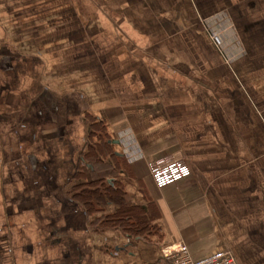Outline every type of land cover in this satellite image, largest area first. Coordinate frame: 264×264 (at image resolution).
I'll list each match as a JSON object with an SVG mask.
<instances>
[{
  "label": "crops",
  "instance_id": "obj_1",
  "mask_svg": "<svg viewBox=\"0 0 264 264\" xmlns=\"http://www.w3.org/2000/svg\"><path fill=\"white\" fill-rule=\"evenodd\" d=\"M94 122L144 237L71 196ZM171 163L191 178L157 188ZM178 244L264 264V0H0V264H156Z\"/></svg>",
  "mask_w": 264,
  "mask_h": 264
},
{
  "label": "trees",
  "instance_id": "obj_2",
  "mask_svg": "<svg viewBox=\"0 0 264 264\" xmlns=\"http://www.w3.org/2000/svg\"><path fill=\"white\" fill-rule=\"evenodd\" d=\"M92 128L93 132L89 137L87 152L83 153V158L94 170L96 165L100 167L105 165L104 156L108 155V145L105 144L107 137L103 124L94 122ZM96 136H98L97 141L94 140ZM71 196L83 205L88 214H96L97 206L102 203L118 206L115 214L99 220L98 223L103 228L121 229L133 237H144L150 231L148 214L129 202L127 194L117 180L94 179L77 186L71 192Z\"/></svg>",
  "mask_w": 264,
  "mask_h": 264
},
{
  "label": "built area",
  "instance_id": "obj_3",
  "mask_svg": "<svg viewBox=\"0 0 264 264\" xmlns=\"http://www.w3.org/2000/svg\"><path fill=\"white\" fill-rule=\"evenodd\" d=\"M150 171L159 189L182 183L192 175L191 169L181 163H171L166 166L150 165ZM162 257L163 261L156 264H237L234 254L230 251L217 252L204 259L194 260L185 244L163 248Z\"/></svg>",
  "mask_w": 264,
  "mask_h": 264
},
{
  "label": "rangeland",
  "instance_id": "obj_4",
  "mask_svg": "<svg viewBox=\"0 0 264 264\" xmlns=\"http://www.w3.org/2000/svg\"><path fill=\"white\" fill-rule=\"evenodd\" d=\"M228 28H230V26H228ZM213 38H214V40H215V42L219 45V46H222V44H220V39H219V36H218V34L217 35H215V37H214V35H213ZM219 42V43H218ZM104 159H105V162L108 160V162H113L114 163V161H113V157H112V155H110V157H108V156H104ZM111 165H112V163H110ZM104 166V165H103ZM100 166H98V165H96V169H94L95 170V175H93V178L96 180V179H103L104 181H110V180H113L114 178L113 177H115V175H114V171H113V168L111 169V170H106L105 171V166H104V169H103V172H101L100 171ZM113 178V179H111V178Z\"/></svg>",
  "mask_w": 264,
  "mask_h": 264
}]
</instances>
